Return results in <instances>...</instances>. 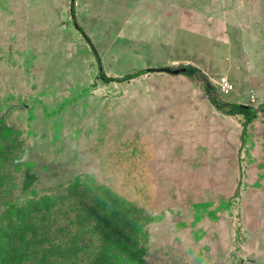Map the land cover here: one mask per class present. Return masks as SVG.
<instances>
[{
  "label": "rangeland",
  "instance_id": "1",
  "mask_svg": "<svg viewBox=\"0 0 264 264\" xmlns=\"http://www.w3.org/2000/svg\"><path fill=\"white\" fill-rule=\"evenodd\" d=\"M0 176V218L87 178L144 210L145 264H264V0H0Z\"/></svg>",
  "mask_w": 264,
  "mask_h": 264
},
{
  "label": "trees",
  "instance_id": "2",
  "mask_svg": "<svg viewBox=\"0 0 264 264\" xmlns=\"http://www.w3.org/2000/svg\"><path fill=\"white\" fill-rule=\"evenodd\" d=\"M75 28L91 44L83 29L77 24ZM188 68L191 72L185 75L196 72ZM97 80L105 84L112 82L103 74H99ZM205 92L210 93L207 85ZM216 100L211 97L210 103L217 111L229 117L244 118L241 123L244 144L247 127L256 118L255 113L240 105L228 109L227 102L222 104ZM34 181L35 177L26 172L23 190H28ZM88 181L87 178L76 179L73 189L82 191L80 195L87 196L88 201L71 205L66 215L49 214L56 204L49 197L27 206H9L0 218V264H145L147 239L144 233L141 242L140 233L144 220L149 219L142 216L144 210L110 189ZM3 183L4 178L0 176V188ZM66 199L68 197L61 200L62 205Z\"/></svg>",
  "mask_w": 264,
  "mask_h": 264
},
{
  "label": "crops",
  "instance_id": "3",
  "mask_svg": "<svg viewBox=\"0 0 264 264\" xmlns=\"http://www.w3.org/2000/svg\"><path fill=\"white\" fill-rule=\"evenodd\" d=\"M159 73H163V72H159ZM203 104H206V103H203ZM208 105L210 106V109H208ZM205 108H207L208 109V111H209V113H211L210 115L212 116V117H217V119L215 118V119H212V121H210V123L211 124H213V125H210V137L212 138V137H215V134H216V132L213 130V128L217 125H219L220 126V124H219V122H221V125L222 126H220L221 127V133L223 134V136H222V138H224V139H226V141H228V138L231 136V134H230V131H232V129H236V125L237 124H240V119H239V117H229V116H226V115H224V114H222L221 112H219V111H217L212 105H211V103H210V101L208 100V102H207V107H205ZM214 115V116H213ZM230 119H232V120H230ZM228 122H230L229 123V126H228ZM226 126H228L227 128H226ZM225 128H226V131H224L225 130ZM231 142V141H230ZM233 144H235L234 142H233Z\"/></svg>",
  "mask_w": 264,
  "mask_h": 264
},
{
  "label": "water",
  "instance_id": "4",
  "mask_svg": "<svg viewBox=\"0 0 264 264\" xmlns=\"http://www.w3.org/2000/svg\"><path fill=\"white\" fill-rule=\"evenodd\" d=\"M74 23L76 24L75 20H74ZM159 71H161V72H165V73H168V74H170V75H178V74H182V73L191 72V71H187L186 68H180V69L161 68V69H159ZM147 72H148V70L143 71V72L136 73V74L131 75V76H129V77H122V78H110V77H107V76L105 75V78H106V79H109V80L112 81V82H119V81L122 82V81L125 80V79H128V78H135V77H137V76H139V75H141V74L147 73ZM240 107L243 108V109H248V108H249V107H247V106H243V105H240Z\"/></svg>",
  "mask_w": 264,
  "mask_h": 264
},
{
  "label": "built area",
  "instance_id": "5",
  "mask_svg": "<svg viewBox=\"0 0 264 264\" xmlns=\"http://www.w3.org/2000/svg\"><path fill=\"white\" fill-rule=\"evenodd\" d=\"M219 86H220V93L222 94V95H227V94H229L230 92H232L233 91V89H234V86H233V84L232 83H230L227 79H223L222 81H221V83L219 84Z\"/></svg>",
  "mask_w": 264,
  "mask_h": 264
},
{
  "label": "clouds",
  "instance_id": "6",
  "mask_svg": "<svg viewBox=\"0 0 264 264\" xmlns=\"http://www.w3.org/2000/svg\"><path fill=\"white\" fill-rule=\"evenodd\" d=\"M77 24V23H76ZM75 24V25H76ZM183 68H185V67H183ZM161 69V68H160ZM147 70H157V69H147ZM158 71H159V69H158ZM154 72V71H153ZM159 72H161V71H159ZM196 73V72H195ZM182 74H184V73H182ZM193 74H194V72H193ZM228 80V79H227ZM229 81V80H228ZM230 82V81H229ZM231 83V82H230ZM219 88H220V86H219ZM220 90V89H219ZM234 90V89H233ZM231 93V92H230ZM229 93V94H230ZM222 95V94H221ZM228 95V94H227ZM223 96H226V95H223Z\"/></svg>",
  "mask_w": 264,
  "mask_h": 264
}]
</instances>
